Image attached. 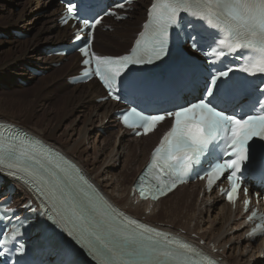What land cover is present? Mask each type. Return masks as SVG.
I'll return each mask as SVG.
<instances>
[{
  "label": "snow or ice",
  "instance_id": "snow-or-ice-1",
  "mask_svg": "<svg viewBox=\"0 0 264 264\" xmlns=\"http://www.w3.org/2000/svg\"><path fill=\"white\" fill-rule=\"evenodd\" d=\"M114 7L124 8L125 4L117 3ZM81 10V6L71 3V0L66 3L67 17L77 19L84 28L95 29L101 23L102 17L98 15L81 17ZM182 13L206 22L209 27L223 30L224 35L216 41L211 55L221 57L225 49L228 53L245 50L249 53V66L241 70L252 76H264V0H155L148 12L149 23L144 25L146 30L151 31L139 34V37L147 36V39L142 44L138 38L129 54L103 56L92 52L91 31L84 46L78 50L85 57L84 65L94 62L95 75L107 89L108 96L115 101L127 99L133 105L121 114L120 119L126 127L138 129L135 135H148L165 120L171 121L148 165L149 170L156 171L154 178L157 183L148 191L140 186L142 199L150 196L156 200L166 195L177 183L184 181L202 157L207 158L213 149H220L225 158L212 163L199 178L206 177L211 188L226 176L230 185L227 199L235 202L241 189L245 195L248 193V189L243 188L245 170L255 173L259 167L258 178L264 185V99L259 98L264 97V86L236 80L230 75L232 68L209 71L197 63L195 53L202 51L199 37L183 32L179 24ZM105 15L116 16V13L105 12ZM68 18L62 22L68 23ZM116 18L122 19L120 16ZM176 29L180 31L176 32L173 41L170 30ZM76 39L80 36L77 35ZM148 65L154 68L163 66L166 69L163 77L151 78L137 68ZM145 71L150 72L151 69ZM83 75L91 78L88 70ZM261 85H264V80ZM257 92L259 97L254 98ZM181 93H185L184 103L174 104L172 110L146 112L159 98L172 101ZM4 130L0 126V133ZM7 131L12 132V129ZM0 169L15 178L35 169L39 182L33 180L30 188L41 200V217L47 216L59 227V221L46 210L51 207L61 221L86 223L75 203L65 200L63 189L59 187L62 183L59 174L69 179L77 175L74 165L45 148L40 141L18 132L12 134L7 142L0 141ZM79 180L87 184L83 177ZM91 188L87 185V191L90 192ZM89 200L102 215L109 216L101 202L91 195ZM248 204L245 199V210ZM25 207L32 212L37 211L30 205ZM7 211L16 218L17 224L3 233L0 245L5 244L9 237L15 241L20 235L19 229L24 226V221L16 216L15 210ZM118 216V213L110 216L112 222L108 224L105 235L91 224L87 226L89 235L96 241L92 251L99 264H214L187 243L140 226L134 220L120 219L116 222ZM255 217L256 212L253 211L248 219ZM28 227L34 236L35 251L59 254L61 247L49 224L35 218ZM259 228L260 225H257L250 235H254ZM68 235L72 236V232L68 231ZM17 252L25 255V244H19ZM193 257L199 259L194 260ZM17 264L28 262L19 260ZM58 264H73V261L61 259Z\"/></svg>",
  "mask_w": 264,
  "mask_h": 264
},
{
  "label": "bare ground",
  "instance_id": "bare-ground-1",
  "mask_svg": "<svg viewBox=\"0 0 264 264\" xmlns=\"http://www.w3.org/2000/svg\"><path fill=\"white\" fill-rule=\"evenodd\" d=\"M48 2L50 4L55 3L54 0H46V5ZM4 3L6 4L7 2L5 1ZM14 3L15 1L13 0L11 3L7 4L12 5ZM31 3L36 4L37 7L40 6V0H26L23 5L25 7L23 8L25 9L27 6L31 5ZM61 10L62 9L58 7L52 12H48L47 19L50 25L46 26V28L43 26L38 29H36V24L33 21L26 22L23 19L24 14L19 15V17L16 18L13 14H8V17L5 16L3 19L1 17L3 24L0 26V30L7 32L5 35H9L11 31L18 29H22V32L26 33L32 32L31 34L33 37L31 36L30 40H27L25 44L29 45L32 41L37 42V44H33L34 47H31L34 54L38 48L41 49L44 46H50V44L51 46H57L58 44H63L68 41L66 39H69L71 30L68 27H58V24L55 23L56 20L53 22V18L55 19V16L58 15ZM137 12H140L139 7ZM132 18V22H126L115 26V32L110 36L108 34L106 35L108 39H102L100 33H96L97 42L95 41L96 43L94 44L95 50L102 55L116 56L126 53V51L123 50H125L130 33H136L141 24L138 25V21L141 22L144 19L140 14L132 15ZM109 39L112 42L117 43H112ZM121 40H123V42L119 43ZM15 41L16 40H10L7 47L0 44V51L11 57L12 55H16L17 58L15 59L17 62H23L28 66H38V70H49L50 64L48 62L56 61L55 58L48 60L47 58L39 57L36 59L35 54L26 57L28 48L22 50H17L16 48V51L14 52L11 45ZM113 47H115V49H113ZM112 50H116L118 54H110L106 52ZM69 58L70 57L68 56L65 58H59L57 59V62L61 60L65 61ZM76 65L78 66L75 57L62 64L58 70H53L51 73L64 70V74L68 75L67 77H73L75 74L71 73ZM16 68L17 67L14 65L13 68L7 65L0 67V81L4 82L3 85L10 86L9 81L13 76H15V78L25 76L21 71L16 70ZM17 72L18 76L15 75ZM48 75L43 76L42 78H46L42 81L46 82L47 80H50V82H55L58 78H54L52 74ZM70 92L71 94H69ZM70 92H68V94L66 92L67 95L61 101L64 102L62 106L65 107L66 112L61 113L58 111V113H54L56 117L54 116L51 119V122H54L55 126H53L50 131L48 130L46 134L42 133L44 129H40L37 133L34 131H28L42 138L54 148L64 152L67 156L77 161L84 172L116 205L132 215L143 218L151 224L161 223L164 228L169 230L186 232L188 237L194 234V240L197 242L204 240L212 242L216 245L218 250L222 249V254L216 256H222L225 264H264V241L256 245H250L247 243L243 238V232L241 230L242 223L237 219V216H233L231 211H229L225 205H222L220 199L214 195L207 200H199L197 196L195 197V185L177 188L171 195L165 199L159 200L157 203H141L136 200V198L131 197L130 192L133 181L138 172L142 169L149 150L156 142L157 137L148 136V138L145 139L149 141L143 144V147L141 148V158L137 159V152L134 149V146H138L144 139L134 140L128 138V134L125 131L121 132L120 129H118L117 132L109 131L107 132V140H103L101 147L96 148L94 145V151L92 150L93 160L91 159L90 161L84 159L83 157L87 155L86 148L88 147L89 139L93 135L95 139L98 137V133H94L96 129L107 130L108 128L118 127L111 114L113 111L119 110L120 106L111 102L97 103L96 100L100 97H104V94L95 82L72 86ZM66 102L69 103L67 106L65 105ZM5 104L6 102L0 100V120L15 123L13 120L11 121L10 119L3 118L6 117V113H9L12 109L11 106H14L15 104L11 103L10 109L8 106H5ZM60 110H62V108ZM76 113L78 116H76ZM80 116L81 118L79 121L81 127L77 131L75 123ZM65 120L66 122L68 121L69 124L67 126L68 129H65L64 133H67L68 131L69 134L67 133L68 140L65 142L63 141V144H61V138L57 137L56 134L57 131H59V125ZM17 125L26 129L24 124L20 123ZM92 127L93 131L87 134ZM112 136L115 137V140L111 145L110 141H112ZM114 169L119 170V172L109 176V173L106 172V170ZM196 194L198 195V193ZM173 197H175L176 202L171 209L166 213L160 211L164 202ZM194 198L196 204H193ZM19 200L20 199H17L16 202ZM159 215L162 218L165 217L166 220H157ZM227 245H229V247L226 249ZM260 254H263V260H258Z\"/></svg>",
  "mask_w": 264,
  "mask_h": 264
},
{
  "label": "rangeland",
  "instance_id": "rangeland-1",
  "mask_svg": "<svg viewBox=\"0 0 264 264\" xmlns=\"http://www.w3.org/2000/svg\"><path fill=\"white\" fill-rule=\"evenodd\" d=\"M5 1L7 3H11L13 0H0V26H2V24H3L2 19L5 16H7L8 14L9 15L13 14V16L15 18L19 17V15L24 14L23 19L26 22L33 21L36 24V29L41 28L43 26H44V28H46V26L50 25V23L48 22V19H47V13L52 12L55 8H58L56 3L50 4L48 2L49 4L47 3V5H46V3H45L46 0H40V6H38V7L36 6V4L31 3V5L27 6L25 9L23 8V7H25L23 5H24V2L26 0H14L15 3L12 5H8L7 3L5 4L4 3ZM139 6H140L139 8H141L142 4L140 3ZM21 9H23V10H21ZM137 9H138V7L136 8V10ZM136 10L133 12L134 13L133 15H135V14L142 15L144 13V11L137 12ZM57 16L58 15L55 16V19L53 18V22L56 20ZM1 17H2V19H1ZM132 21H133V18L128 19L124 22H121L120 24H124L126 22H132ZM139 24H140V21H138V25ZM115 26H118V25H115ZM18 27H19V25H18ZM18 30H20L22 32V29H18ZM18 30H13V31H18ZM6 33L7 32L0 30V34L5 35ZM23 33H26V32H23ZM31 33L32 32L27 33L29 35V37L27 39H23V40L16 39V37L12 33H10L9 35L7 34L6 37H0V44H2V46L7 47L10 40H13V41L16 40L11 45V48H13L14 52L16 51V48H17V50L18 49L22 50L24 48L25 49L28 48L27 49L28 53L26 54V57H28L29 55L35 54L36 59L39 57L40 58L41 57L47 58L45 56V51H44L46 46H44L41 49L40 48L36 49V52L33 54V49L31 47H34L33 44H37V42L32 41L29 43V45L25 44V42L27 40H30V38L32 36ZM97 33L99 34L100 31ZM113 33H108V35L110 36ZM134 34H135V32L130 33V35H129L130 37H129V40L127 42L125 49L129 46V43L132 40ZM106 35L107 34L100 33V36L102 39H108L106 37ZM66 40H68V38ZM110 42H112V41L110 40ZM121 42H123V40H121L119 43H121ZM112 43H117V42H112ZM50 46H51V44H50ZM113 49H115V47H113ZM123 51H126V50H123ZM17 52H19V51H17ZM106 52H108L110 54H118V52L116 50L106 51ZM0 53H1L0 54V67L7 65V66H10L11 68H13V65H14L17 67L16 70L21 71L23 73V75H25V76H22V77L20 76V77H16V78H15V76H13L11 78V80L9 81L10 86L9 85L5 86V85H3L4 82L0 81V100H2L3 102H6L5 106H8L9 109H10L11 103L15 104L14 106H11L12 109L9 111V113H6L7 114V115H5L6 117H3V118L10 119L11 121L13 120V122H15L14 124H20V123L24 124L27 130L34 131L36 133L39 132L40 129H44V131L42 133L46 134V132L48 130L50 131L52 129V127L55 126L54 125L55 123L51 122L52 121L51 119L54 116L56 117V115L54 113H56V112L58 113V111H60L61 113L66 112L65 107L62 106V104H64V102H61V101L68 94V92H70L72 89V86L69 85L66 81L68 78L67 77L68 75L64 74V72H65L64 70L51 73V72H53V70L55 71V70H58L60 68V66H56V67L52 66V64L57 62V59H59V58H55V60H56L55 62L49 61L48 63L51 64L50 69L49 70L48 69L43 70L44 73L40 76H37V75H34V73L31 72L30 69L38 70V66H33V65L28 66L27 64H25L23 62L22 63L17 62L15 59V58H17L16 55H15L16 57L14 55H12V57H11L9 55H5L1 51H0ZM68 57H70V58L65 60V61L61 60L62 61L61 65L66 63L67 61L71 60L72 58H75L76 55L72 54V55H69ZM47 59L51 60V58H47ZM77 70H78V66L76 65L74 67V69L72 70L71 74H75L77 72ZM48 74H52V76L54 78L58 77L57 80L55 82L54 81L50 82V80H47L46 82L42 81L43 79L46 78V77H44V78H42V77L45 75H48ZM15 75L18 76V72ZM18 79L26 80L27 85L22 86L19 83ZM66 92H67V94H66ZM69 94H71V92ZM68 104L69 103H67V102L65 103L66 106ZM61 108H62V110H60ZM76 116H78L77 113H76ZM80 118H81V116L78 117V119L76 120V123H75V128L77 131L81 127V124L79 121ZM114 121H115V118H114ZM115 123H116V121H115ZM68 124H69V122L68 121L66 122V120H65L58 127L59 131H57L56 135H57V137L61 138L60 139L62 141L61 144H63V141L65 142L66 140H68L69 132L67 131L68 134L64 133L65 129L66 130L68 129V127H67ZM118 128L119 127L116 126L114 128H108L107 130H101V129L97 130L96 129L94 131V133L95 134L98 133L97 134L98 137H97V139H95L94 135L93 136L90 135L92 137L89 139V144H88V147L86 148L87 155H85L83 158L88 159L90 161H91V159L93 160L92 155H93V151H94V145L96 148L101 147L103 140H105V139L107 140V132H109V131L110 132H117ZM91 131H93V127L89 132H87V134L91 133ZM111 138H112V141H110V144L112 145L114 140H115V137L112 136ZM148 141L149 140H143L138 146H134V149L137 152V159L141 158V154H142L141 148L143 147V144L147 143ZM106 172H108L109 176H110V175H113V174L119 172V170H117V169L106 170ZM189 190H191V189H189ZM194 193H195V197L196 196L198 197V195L196 194L197 191H194ZM194 201H195V198L193 200V204L194 203L196 204V202H194ZM175 202H176L175 197L170 198L169 200L164 202V204L160 208V211L166 213L169 209H171V207L175 204ZM157 220H166V218L165 217L162 218L159 215V218ZM157 225H162V224L160 223ZM181 233H184V232H181ZM192 236H194V234ZM258 260H263V254H260V256H258Z\"/></svg>",
  "mask_w": 264,
  "mask_h": 264
}]
</instances>
